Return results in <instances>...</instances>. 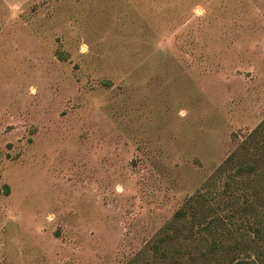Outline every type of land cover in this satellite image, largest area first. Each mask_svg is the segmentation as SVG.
Wrapping results in <instances>:
<instances>
[{"label":"rangeland","instance_id":"obj_1","mask_svg":"<svg viewBox=\"0 0 264 264\" xmlns=\"http://www.w3.org/2000/svg\"><path fill=\"white\" fill-rule=\"evenodd\" d=\"M256 226L264 0H0V264H253Z\"/></svg>","mask_w":264,"mask_h":264},{"label":"trees","instance_id":"obj_2","mask_svg":"<svg viewBox=\"0 0 264 264\" xmlns=\"http://www.w3.org/2000/svg\"><path fill=\"white\" fill-rule=\"evenodd\" d=\"M249 139L248 140H244L243 142H241L240 144V148L239 150H245L247 151V148H248V143L250 141L251 143V138H252V141L253 142H256V129H254L250 134H249ZM249 143V144H250ZM256 149V148H255ZM237 150H234L230 153V155H228L226 157V159L223 161V163L221 165H219L218 169L219 171H224L226 169H229L233 164L234 162H238L237 163V166L235 168V176L237 178H234L231 180L233 182H236V183H244V182H247L249 183L250 182V179L253 178V176H255L256 178V168L258 167L257 164H256V156L255 157H251L250 160L246 161L244 160L243 158L241 157H237ZM248 152V151H247ZM239 178H238V176ZM250 178V179H249ZM231 179V178H230ZM245 180H248V181H245ZM255 180V179H254ZM228 185V183H227ZM189 204V209H190V213L192 215V219H196L198 218V215H201L199 214V212H203L204 211V207L202 204H200L199 206H197L195 203H188ZM186 214V211L184 208L182 209H179L176 211L175 215L177 217H181L183 218ZM202 229L204 231H206L208 234L212 235V240H211V246L213 248H215L217 246V241L215 240V237H214V230H211L210 227H209V223H206ZM253 230L255 231V234L257 235L256 237L259 238V239H263L264 238V232L262 231V229L258 226L254 227ZM161 245L163 247H161ZM158 247L162 248V254H165L167 255V253L169 251H176L178 250L176 248V245L175 243H173L170 239V236H162L158 239V241L156 242V244L154 245V250L155 251H158ZM253 264H264V254L261 255L260 252H257L256 253V262H252Z\"/></svg>","mask_w":264,"mask_h":264}]
</instances>
